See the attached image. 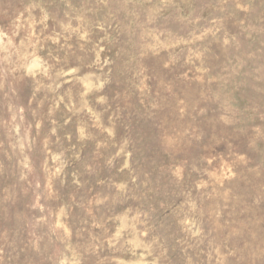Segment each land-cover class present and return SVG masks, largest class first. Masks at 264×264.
<instances>
[{"label":"rangeland","instance_id":"rangeland-1","mask_svg":"<svg viewBox=\"0 0 264 264\" xmlns=\"http://www.w3.org/2000/svg\"><path fill=\"white\" fill-rule=\"evenodd\" d=\"M0 264H264V0H0Z\"/></svg>","mask_w":264,"mask_h":264}]
</instances>
